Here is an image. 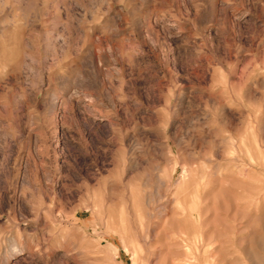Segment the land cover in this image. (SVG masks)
<instances>
[{"label":"rangeland","instance_id":"rangeland-1","mask_svg":"<svg viewBox=\"0 0 264 264\" xmlns=\"http://www.w3.org/2000/svg\"><path fill=\"white\" fill-rule=\"evenodd\" d=\"M0 264H264V0H0Z\"/></svg>","mask_w":264,"mask_h":264}]
</instances>
